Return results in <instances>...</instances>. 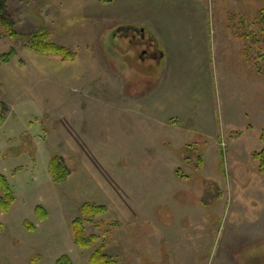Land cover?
<instances>
[{
  "label": "rangeland",
  "instance_id": "374dc122",
  "mask_svg": "<svg viewBox=\"0 0 264 264\" xmlns=\"http://www.w3.org/2000/svg\"><path fill=\"white\" fill-rule=\"evenodd\" d=\"M99 1L8 0L19 38L0 29V101L7 109L0 175L16 201L0 211V264H57L64 256L91 264L102 246L117 264H173L167 224L177 232L213 230L212 243L194 232L185 246L179 240L185 252L172 256L186 257L182 264H264V174L254 158L264 150V0ZM170 16L184 19L185 53L194 41L198 60L212 50L209 71L193 73L191 84L178 72V87L167 61V51L178 49L167 32ZM244 18L253 27L250 64L245 41L230 31ZM129 28L149 34L154 50H163L156 56L165 58L136 60ZM39 32L71 59L33 52L28 37ZM186 146L190 158L203 157L201 171L179 154ZM54 157L72 172L65 183L53 182ZM200 178L220 188L216 207L214 187ZM85 205L106 212L85 218ZM76 219L96 237L88 249L75 244Z\"/></svg>",
  "mask_w": 264,
  "mask_h": 264
},
{
  "label": "trees",
  "instance_id": "16d2710c",
  "mask_svg": "<svg viewBox=\"0 0 264 264\" xmlns=\"http://www.w3.org/2000/svg\"><path fill=\"white\" fill-rule=\"evenodd\" d=\"M101 1H107V0H101ZM259 22L264 23V16H262L259 20ZM244 22H241V24L236 23L231 26L230 31L232 30L233 33L235 34V37L238 39H242L245 41V49L243 50V55L245 58H247L245 61L248 62L249 64L251 63L250 61V55H248V52L252 51L251 47V37H252V31L251 29L253 28L251 23L249 28L247 29L246 25V18H244ZM257 25V22H255ZM6 29V33L8 36L12 39H17L19 38L18 35L14 32L13 29V23L10 18V13L8 9V0H0V29ZM244 28L245 30H243ZM246 31V32H245ZM264 34V30L262 31ZM237 33H240V35L236 36ZM28 46L29 48L35 52L38 55H56V56H62L65 59H71L72 55L71 53H67L66 49L63 47H60L54 43H51L48 41V35L47 33L39 32L33 35H30L28 37ZM12 52L9 53L8 55H4L3 59H10L12 56ZM264 59V56L261 57L259 56V59ZM6 106L3 102L0 101V126L3 125L5 121V114H6ZM262 140L264 142V136L262 137ZM190 146H186L183 150L179 152L180 155L183 156V159H187L188 161L191 160V167L195 168L197 171L202 169L204 159L200 155L193 158H190L187 156L188 154V148ZM187 152V153H186ZM186 155V156H185ZM255 160L261 162L260 166V172L264 174V150L259 153L254 155ZM195 159V162L193 160ZM190 165V163H188ZM49 171L51 175L53 176V182L55 184H61L65 183L68 178L72 175L71 170L69 167L66 165L64 159L60 157H54L53 160L50 163L49 166ZM179 174V177L181 180L188 179L187 175L183 174L180 170L177 171ZM205 178H200L198 179L199 182L202 185L206 184H211V186L214 187V190H211L212 192L214 191L215 197H214V202L212 203L213 206L218 205V201L220 200L221 196V190L218 187L217 183H214L212 181H208L207 179L204 180ZM209 190V189H208ZM208 192V191H207ZM218 195V196H217ZM217 196V197H216ZM16 201L14 191L12 189V186L10 182L7 180L6 177L0 175V211L3 213H8L12 206L14 205ZM204 206H207V204H204ZM82 215L85 218H92L96 217L98 215H101L106 212V207L104 206H98V205H85L82 208ZM36 213L40 217L41 220H45L47 218V213L42 207H37L36 208ZM85 221L81 219H76L72 222L73 226V232H74V241L76 246L79 249H88L93 244L96 242V237H88L85 231ZM26 225V224H25ZM27 227L30 229H34V226L31 224H27ZM90 263L91 264H117V262L110 256H108L105 251H104V246L99 248L97 251L94 252V254L90 258ZM57 264H72V262L69 260L67 256L62 257Z\"/></svg>",
  "mask_w": 264,
  "mask_h": 264
},
{
  "label": "crops",
  "instance_id": "0c3cea01",
  "mask_svg": "<svg viewBox=\"0 0 264 264\" xmlns=\"http://www.w3.org/2000/svg\"><path fill=\"white\" fill-rule=\"evenodd\" d=\"M183 20L184 19H182L181 16L180 17L176 16L175 18L174 17L172 18L170 16L168 18V21H167V32H171V35L173 36L174 41H175V43H176V45L178 47V49L176 50L175 53H173V55L167 51V61H169V63H171V65L173 67V68H171V70L174 71V72L173 73L171 72V74L173 75V79H174V81L176 83V87L182 86V80H186V82L188 84L194 83L195 79H193V78L195 76L193 75V73H195L197 71L198 72H205V70L209 71L207 69L208 67H206V66H208V65H210V63H212V58L210 59V56L212 55L211 54L212 50H211L210 46L208 47L207 51L204 54L205 58H203V59L200 58V60H198L197 57H196V56H198V53L194 52V47L198 46V43H195V41H194V43L192 45V49H191L190 53H188V51H189L188 49L186 50L187 53H185V51L182 48V44L188 39V37H187V35H183L182 34V29H183L182 24H184ZM153 24H155V23H153ZM182 37H184V38H182ZM157 48H158V45H157ZM158 49L161 52H163L162 49H160V48H158ZM162 57L165 58V55H162V53H161V58ZM178 72L180 73V76H182V80L180 78H178V77H180ZM175 73H177V74H175ZM201 76H202V74L200 75L199 79H201ZM183 88H182V90L180 92L181 93L180 95H183V93H184ZM188 99L189 98L187 97L186 102H187ZM207 119H208L209 122L211 121V118H207ZM195 203L196 204L193 207H196V205L198 206V204H197L198 202H195ZM199 204H201V206H203L202 202H200ZM204 207H206V206H204ZM214 207H216V206H214ZM190 215L196 217L197 213H191ZM167 226H168L167 227V247H168L167 257H168V261H170V263L173 262V264L186 263L185 262L186 257L174 258L172 256V254L173 253L177 254L179 252H181V253L185 252V247H182L183 245L179 246V245H177V243L180 242L181 240H184L183 241L184 246L186 244H188L191 241L189 239L190 238L189 232H194L193 238L200 239L202 244L206 243V242H211L212 243V241H213V238H212V237H214L213 230L212 231L209 230L208 234H207L206 231L202 230L203 231L202 232L199 229L196 232L197 226L194 225L193 227H195V230H190L189 228L184 229L182 227H179V230L177 232V231H174V226L175 225L173 226L171 224H167ZM204 232H205V234H204ZM196 233L199 234V236L196 235ZM192 254H193V257L197 256L194 252H192ZM198 258H200V257H198ZM199 261H201V260H199ZM193 262H196V260H194Z\"/></svg>",
  "mask_w": 264,
  "mask_h": 264
},
{
  "label": "flooded vegetation",
  "instance_id": "af4514ba",
  "mask_svg": "<svg viewBox=\"0 0 264 264\" xmlns=\"http://www.w3.org/2000/svg\"><path fill=\"white\" fill-rule=\"evenodd\" d=\"M130 30L133 29L134 36L127 41L128 46L134 50L136 53H138V57L135 58L136 60L139 59L141 62L145 63L148 60H154L155 62H159L161 57H157L156 55L159 53L157 49L155 48V41L152 39V37L149 34L142 33L137 34V30L135 28H129ZM123 29H121L122 31ZM125 31V30H123ZM127 37V36H126ZM123 39H127V38ZM161 54V53H160Z\"/></svg>",
  "mask_w": 264,
  "mask_h": 264
}]
</instances>
